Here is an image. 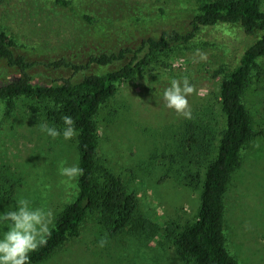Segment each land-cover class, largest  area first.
<instances>
[{"label": "rangeland", "instance_id": "1", "mask_svg": "<svg viewBox=\"0 0 264 264\" xmlns=\"http://www.w3.org/2000/svg\"><path fill=\"white\" fill-rule=\"evenodd\" d=\"M0 0V28L18 42V53L39 61L30 70L35 82L79 81L101 68L115 69L133 56L107 66L74 72L49 63L64 58L85 64L92 54L136 49L143 39L162 32L190 30L193 17L210 0ZM264 10V0H260ZM92 17V21L84 18ZM261 33L248 35L237 24L202 27L191 41L149 52L145 64L118 81L116 93L103 103L94 121L98 163L121 179L138 199L133 221L114 232L112 219L89 213L78 236L35 264H191L175 237L197 218L207 166L215 158L226 128L220 88L244 50ZM197 49L206 53L201 60ZM147 47L139 54L145 55ZM21 73L0 59V85ZM189 77L197 93L188 97L193 119L165 106L163 92L172 79ZM253 137L242 149L225 196V233L238 264H264V55L257 58L243 91ZM62 103L50 97L18 96L8 109L0 97V212L19 198L51 209L55 224L78 195L79 177L60 174L79 165L78 135L53 139L40 131L47 123L64 129L51 113ZM0 227V237L3 235ZM107 235L108 243L99 246Z\"/></svg>", "mask_w": 264, "mask_h": 264}, {"label": "trees", "instance_id": "2", "mask_svg": "<svg viewBox=\"0 0 264 264\" xmlns=\"http://www.w3.org/2000/svg\"><path fill=\"white\" fill-rule=\"evenodd\" d=\"M57 1L64 5L68 3L67 0ZM85 17L90 21L93 19L88 15ZM218 23L237 24L248 35L257 32L261 35L244 50L236 67L223 76L220 96L227 119L226 128L218 152L207 166L197 218L179 231L175 244L191 264H238L226 243L225 196L230 176L241 163L242 149L254 134L251 116L242 96L252 67L257 65V58L264 55V10L260 0H210L193 17L187 32L164 31L159 38L143 39L136 49L92 54L85 64L68 62L64 58L48 64L54 68L70 66L74 72H80L92 65L107 66L122 61L128 53L133 54L119 67L106 70L99 77L96 72L88 73L79 81L61 78L47 84L35 82L30 70L40 62L18 53V42L0 28V59L21 73L19 79L0 85V97L6 100L8 109H13L15 98L23 95L60 101L62 107L51 113L58 121H63L65 115L74 119L75 128L79 131V166L84 169L78 180L77 197L60 213L46 246L30 254L31 264L45 260L70 238L78 236L92 211L99 210L103 216L112 219L116 233L133 221L138 207L136 195L127 192L121 179L98 163L95 115L100 106L116 93L118 81L132 77L145 64L149 52L187 43L202 27ZM146 47L148 52L140 56Z\"/></svg>", "mask_w": 264, "mask_h": 264}, {"label": "clouds", "instance_id": "3", "mask_svg": "<svg viewBox=\"0 0 264 264\" xmlns=\"http://www.w3.org/2000/svg\"><path fill=\"white\" fill-rule=\"evenodd\" d=\"M201 60H206V53L197 49ZM104 73L101 68L95 75ZM197 93V89L190 78L172 79L170 85L163 92L165 106L173 109L179 116L193 119L192 109L188 97ZM64 129L59 130L47 123L39 125L40 131L56 139L61 135L65 140H71L78 135L75 121L71 116L63 118ZM60 174L69 180H75L84 174V169L78 164L63 166ZM55 213L51 209L34 207L28 198H19L14 204L0 212V227L6 229L0 237V264H31L30 254L46 246L55 226ZM100 247L108 243L107 235L98 242Z\"/></svg>", "mask_w": 264, "mask_h": 264}]
</instances>
